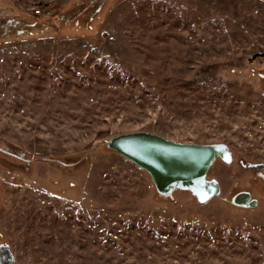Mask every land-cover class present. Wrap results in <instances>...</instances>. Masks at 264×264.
Instances as JSON below:
<instances>
[{
	"label": "rangeland",
	"instance_id": "obj_1",
	"mask_svg": "<svg viewBox=\"0 0 264 264\" xmlns=\"http://www.w3.org/2000/svg\"><path fill=\"white\" fill-rule=\"evenodd\" d=\"M49 11L36 15L35 9ZM0 242L15 264H264V0H0ZM224 143L205 202L105 144ZM252 197L258 192L253 188Z\"/></svg>",
	"mask_w": 264,
	"mask_h": 264
},
{
	"label": "water",
	"instance_id": "obj_2",
	"mask_svg": "<svg viewBox=\"0 0 264 264\" xmlns=\"http://www.w3.org/2000/svg\"><path fill=\"white\" fill-rule=\"evenodd\" d=\"M107 146L148 172L156 190L162 194L174 188L189 189L199 202H205L219 192L216 180L207 179V171L217 158L231 162L232 155L224 143L179 142L149 132L136 131L112 136ZM227 157V159H225ZM243 169L249 170L250 188L236 191L230 199L233 206L254 209L264 202V162L240 159ZM258 197H252V189ZM9 244H0V264H14Z\"/></svg>",
	"mask_w": 264,
	"mask_h": 264
},
{
	"label": "trees",
	"instance_id": "obj_3",
	"mask_svg": "<svg viewBox=\"0 0 264 264\" xmlns=\"http://www.w3.org/2000/svg\"><path fill=\"white\" fill-rule=\"evenodd\" d=\"M51 27L53 28L52 25H49L46 29H42V30L37 29V30H35V32H32V33H29L28 32V33H22V34H16V35H14V34H12V35H5V36L0 37V43L1 42H4L6 40H9V39H13V38L27 39L28 37L34 36L36 34L37 35H43V34L46 33V31H52L51 30ZM257 72H258V74L260 75L261 78H264V69H257ZM105 144L107 146V143L106 142H105ZM155 190H156V188H155ZM156 193L159 194V195H161V196L165 195V194L159 193L157 190H156Z\"/></svg>",
	"mask_w": 264,
	"mask_h": 264
},
{
	"label": "built area",
	"instance_id": "obj_4",
	"mask_svg": "<svg viewBox=\"0 0 264 264\" xmlns=\"http://www.w3.org/2000/svg\"><path fill=\"white\" fill-rule=\"evenodd\" d=\"M49 13L50 12L46 11V10H41L39 8L35 9V14L38 16L43 15L45 17V16H48ZM249 64L255 68H261L262 66H264V56L263 55H257L255 57H252L250 59Z\"/></svg>",
	"mask_w": 264,
	"mask_h": 264
},
{
	"label": "flooded vegetation",
	"instance_id": "obj_5",
	"mask_svg": "<svg viewBox=\"0 0 264 264\" xmlns=\"http://www.w3.org/2000/svg\"><path fill=\"white\" fill-rule=\"evenodd\" d=\"M0 244H1V242H0ZM14 264H15V262H14Z\"/></svg>",
	"mask_w": 264,
	"mask_h": 264
},
{
	"label": "snow or ice",
	"instance_id": "obj_6",
	"mask_svg": "<svg viewBox=\"0 0 264 264\" xmlns=\"http://www.w3.org/2000/svg\"><path fill=\"white\" fill-rule=\"evenodd\" d=\"M225 159H227V157H225Z\"/></svg>",
	"mask_w": 264,
	"mask_h": 264
}]
</instances>
